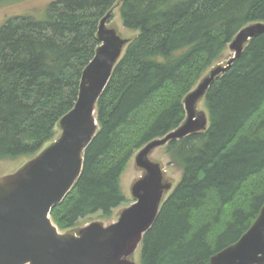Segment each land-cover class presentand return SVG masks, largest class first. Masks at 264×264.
I'll return each mask as SVG.
<instances>
[{
	"label": "trees",
	"instance_id": "1",
	"mask_svg": "<svg viewBox=\"0 0 264 264\" xmlns=\"http://www.w3.org/2000/svg\"><path fill=\"white\" fill-rule=\"evenodd\" d=\"M118 1L55 0L41 20L13 16L0 26V160L32 159L56 139L99 45L98 23ZM118 11L136 34L97 101L98 130L80 177L50 210L59 231L93 215L110 220L131 204L119 181L133 156L183 122L184 97L235 34L264 22V0H121ZM203 104L207 130L164 146L181 176L144 234L137 264H210L264 204V33Z\"/></svg>",
	"mask_w": 264,
	"mask_h": 264
},
{
	"label": "water",
	"instance_id": "2",
	"mask_svg": "<svg viewBox=\"0 0 264 264\" xmlns=\"http://www.w3.org/2000/svg\"><path fill=\"white\" fill-rule=\"evenodd\" d=\"M121 0L100 19L98 47L81 73L77 100L58 122L60 133L17 171L0 177V264H136L134 255L144 234L173 189L152 152L170 141L205 132L208 115L199 109L209 87L237 60L250 40L264 33V22L241 28L228 44L232 52L213 65L183 99L185 119L162 138L148 142L133 156L141 176L130 187L133 203L117 219L92 221L59 231L50 210L62 202L80 177L84 153L98 130L96 104L130 38L109 26ZM210 264H264V204L247 231L210 257Z\"/></svg>",
	"mask_w": 264,
	"mask_h": 264
},
{
	"label": "rangeland",
	"instance_id": "3",
	"mask_svg": "<svg viewBox=\"0 0 264 264\" xmlns=\"http://www.w3.org/2000/svg\"><path fill=\"white\" fill-rule=\"evenodd\" d=\"M53 1L55 0H20L14 3L0 4V26L3 25L8 18L13 16H27V17H32L35 20H41L45 16L48 5ZM108 25L114 27L117 30V32L124 38H132L136 34L134 32H130L126 30L123 27L118 9L113 11L112 18ZM230 57H232V52H230L227 47V49L223 53L220 62L216 64H223ZM207 73L208 71L205 73V75ZM199 109L206 111L203 101L199 104ZM59 133L60 130L57 129L55 138L58 137ZM151 159L159 162L162 165L165 177L172 182L174 188L176 184L179 182L181 176V170L179 167L170 163L171 161L169 156L165 152V148L159 147L155 149L151 154ZM29 160L25 157L13 159V160L11 159L0 160V177L14 173ZM140 176H141V172L134 167L133 159H131L125 171L121 175L119 181V185L122 193L126 198H128L131 201V203H133V200L131 199L130 196V187L131 184L135 180H137ZM125 207L116 210L113 213L110 220H104L99 218L97 215H93L90 216L89 219L83 221L80 226L87 225L92 221H100L103 222L104 224L111 223L117 219V215L119 211ZM137 259H138V250L134 255V262L137 263Z\"/></svg>",
	"mask_w": 264,
	"mask_h": 264
},
{
	"label": "bare ground",
	"instance_id": "4",
	"mask_svg": "<svg viewBox=\"0 0 264 264\" xmlns=\"http://www.w3.org/2000/svg\"><path fill=\"white\" fill-rule=\"evenodd\" d=\"M177 58V57H176ZM175 60V59H174ZM164 63V62H163ZM196 87V86H195ZM194 148V147H193Z\"/></svg>",
	"mask_w": 264,
	"mask_h": 264
}]
</instances>
